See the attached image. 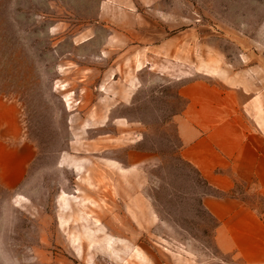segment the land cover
Masks as SVG:
<instances>
[{
    "label": "rangeland",
    "instance_id": "rangeland-1",
    "mask_svg": "<svg viewBox=\"0 0 264 264\" xmlns=\"http://www.w3.org/2000/svg\"><path fill=\"white\" fill-rule=\"evenodd\" d=\"M204 77L264 88V0H0V140L35 151L0 185V264H237L180 156Z\"/></svg>",
    "mask_w": 264,
    "mask_h": 264
},
{
    "label": "crops",
    "instance_id": "crops-1",
    "mask_svg": "<svg viewBox=\"0 0 264 264\" xmlns=\"http://www.w3.org/2000/svg\"><path fill=\"white\" fill-rule=\"evenodd\" d=\"M176 118L181 158L220 196L203 199L217 221L218 249L237 264H264V209L231 196L237 183L264 197V88L235 79L201 78L184 85ZM35 156L26 140H0V185L16 188Z\"/></svg>",
    "mask_w": 264,
    "mask_h": 264
},
{
    "label": "trees",
    "instance_id": "trees-1",
    "mask_svg": "<svg viewBox=\"0 0 264 264\" xmlns=\"http://www.w3.org/2000/svg\"><path fill=\"white\" fill-rule=\"evenodd\" d=\"M198 173V172H197ZM198 176L200 177V175L198 174ZM201 178V177H200ZM202 179V178H201ZM203 180V179H202ZM203 182L205 183V181L203 180Z\"/></svg>",
    "mask_w": 264,
    "mask_h": 264
}]
</instances>
